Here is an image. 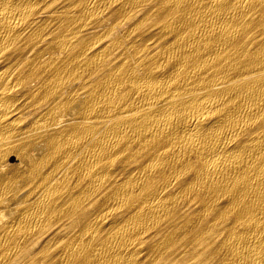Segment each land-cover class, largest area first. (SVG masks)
Instances as JSON below:
<instances>
[{"label": "bare ground", "instance_id": "1", "mask_svg": "<svg viewBox=\"0 0 264 264\" xmlns=\"http://www.w3.org/2000/svg\"><path fill=\"white\" fill-rule=\"evenodd\" d=\"M0 264H264V0H0Z\"/></svg>", "mask_w": 264, "mask_h": 264}]
</instances>
